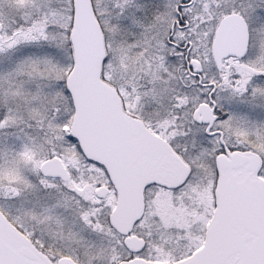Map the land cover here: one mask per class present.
I'll use <instances>...</instances> for the list:
<instances>
[{"label":"snow or ice","instance_id":"1","mask_svg":"<svg viewBox=\"0 0 264 264\" xmlns=\"http://www.w3.org/2000/svg\"><path fill=\"white\" fill-rule=\"evenodd\" d=\"M0 264H264V0H0Z\"/></svg>","mask_w":264,"mask_h":264}]
</instances>
